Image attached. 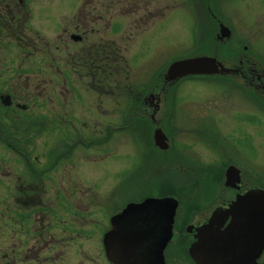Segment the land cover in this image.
I'll list each match as a JSON object with an SVG mask.
<instances>
[{"label": "rangeland", "instance_id": "374dc122", "mask_svg": "<svg viewBox=\"0 0 264 264\" xmlns=\"http://www.w3.org/2000/svg\"><path fill=\"white\" fill-rule=\"evenodd\" d=\"M101 1L103 0H35L31 28H18L16 43L22 47L26 38L32 54L27 60L11 63L14 66L8 74L14 82L23 73V69L28 66L34 68L35 60L40 55L43 56L44 75L38 74L35 77L32 74L30 91L39 97L32 100H35L32 107L36 108L30 113L32 119L35 117L37 120L34 121L39 124L46 116L44 132L48 135V142L63 140L61 134L68 133L65 131L67 128L85 135H96L97 144L111 139V143L106 146L75 148L69 161L62 163L56 178H49L47 181L48 193L45 197L49 208L53 210L57 203L63 202L70 209V212L62 213L65 218L75 221L85 218L108 219L107 213L109 216L114 213L111 201L120 203L119 197L113 195L114 188L118 192L130 187L132 190L151 184L154 180L159 193H169L179 198V218L181 212L190 210L197 214V222L207 219L213 209L222 205L230 196L217 185L221 174L218 168L222 165L218 164L229 158L217 160L215 152L220 143L226 145L229 141L233 142L232 133L239 138L234 137L236 148L229 147L231 153L241 161H247L253 155L246 141L251 138L256 145L255 157L249 158L244 166L257 167L259 175L263 172L258 178L261 181L255 183H264V91L246 81L240 82L225 76H213V79L207 80L198 77L175 85L163 81L167 68L179 55L195 52L220 56L221 48H236L233 56L222 53L223 58L233 59L235 54L238 59L254 63L256 71H260V67L264 68V0H214L222 17L213 15L218 20L211 19L208 24L205 17L206 14H212L208 9L213 4L204 0H110L111 3L107 6ZM98 10L103 11L101 14L104 18L99 19L103 22H94V18H99L96 15ZM195 17L201 29L200 38L194 37L197 32ZM85 18L90 22L87 41L73 44L64 41L73 31L75 21ZM220 21L231 30L232 40L228 38L221 42L214 41L212 35L217 28L214 22ZM194 27L196 29L193 34ZM92 28L94 32H91ZM202 31H205L204 37ZM199 39H203L202 45H199L202 43H198ZM92 41L98 44H93L90 46L91 51L81 55ZM212 43L216 44V48H211ZM56 46H60V49L56 50ZM66 46L69 48L66 49ZM109 54L114 61L112 71L109 65L99 66L96 62L98 57L107 59ZM234 64L240 71L236 75L242 78L260 75L252 73L253 65L246 66L248 70L243 75V66L237 61ZM92 65L98 66L97 71L99 70L94 78L91 74ZM8 68L5 66V69ZM235 71L236 69L230 68L226 75H232ZM3 73L2 70L1 74ZM153 73L159 75L157 85L165 91L160 117L161 124L168 123L167 130L172 137L169 146H173L171 154L174 156H166L168 152L163 151L170 147L161 149L155 146L158 151L153 150L156 153L153 157H147L145 153L140 157L139 146L147 148L151 143L149 139H145L149 138V133L140 129H123L118 124L123 118L124 105L117 101L130 90L135 91L136 86ZM13 86L19 85L16 83ZM147 86L150 85L138 88L137 94L144 92ZM178 89L181 91L179 95L182 102H178L180 107L174 111L173 98ZM76 91L79 96L73 95ZM70 113L78 117V120L69 121L77 128L65 127L67 122L62 120V116H69ZM247 116L259 121L249 122L245 119ZM126 119L128 121V115ZM110 121L114 123L113 129L116 130L104 131V126ZM102 127L103 131H100ZM205 130L217 138L207 136L212 142L211 146L205 136L200 139L196 135V132L201 134ZM111 132L113 133L110 135ZM227 135L228 140L223 139ZM51 148L49 146V150ZM52 154L58 156L59 152L56 150ZM8 173V170L0 167V219L8 218L7 210L11 203V176L9 178ZM143 189L145 188L140 189L139 196L136 193L135 196L145 194ZM129 193L132 196L134 194ZM108 202L110 203L107 205ZM52 217L55 216L50 213L44 216L48 219ZM96 245L98 243L91 241L88 249L94 250L92 248H96ZM69 251H66V256ZM73 257H76V263L82 258L76 252Z\"/></svg>", "mask_w": 264, "mask_h": 264}, {"label": "flooded vegetation", "instance_id": "af4514ba", "mask_svg": "<svg viewBox=\"0 0 264 264\" xmlns=\"http://www.w3.org/2000/svg\"><path fill=\"white\" fill-rule=\"evenodd\" d=\"M34 1L35 0H0V68L1 71H4L3 74H1L0 71V167L8 170L9 178L11 176L9 190L11 203L9 204L7 210L8 218L0 219V264H66L68 261L69 264H116L111 259V254L108 252L109 245L106 244L107 234L113 229L112 217L117 213H120L128 203V194L129 196L131 195L129 191L133 192V196L135 197L130 201H136L139 200L138 196L142 187L145 188L143 189V192L145 190L154 192L158 189L157 184H155V181L153 180L151 184H145V186H142L141 188L135 187L130 190L132 188L130 187L126 191L120 190L119 192L116 188H114L113 195L119 197L120 203L115 202L114 200L111 201L110 206L112 205L111 208L114 213H112L111 216L107 213L108 219L85 218L76 219L75 221V219L65 218V215H62V213H68L70 212V209L63 202L60 204L57 203L56 207L52 208L53 210L49 208L45 197L46 193H48V186L46 185L48 184L47 181L49 178H51V180L56 178V175L61 169L62 163L65 160L69 161L75 148L78 146L83 148H85V146L87 148L99 145L106 146L111 143V139H106L105 141L97 144L95 141L96 135H85L81 134V132L77 130L67 128L65 131L68 133L61 134L62 137H64L63 140L60 142L58 140L48 142V135L44 132L46 130V116L43 117L40 124L34 121L37 120L35 117L34 120L32 119L30 112L35 111L34 108H36V106L32 107L35 103V100H32L38 98L39 96L30 91V84L32 82V74H34L35 77L38 76V74H41V76L44 75L43 63L45 60L43 56L40 55L39 58L35 60L34 68L28 66L26 69H23V73L18 75V78L15 79L14 82L8 72L10 73V70L12 69L11 67L14 66L11 63L20 60H27V57L32 54L30 44L26 41V38L23 41L22 47L18 45L16 41L18 28L20 26H23L24 30L30 29L32 26L31 19L33 15L32 8ZM205 1L206 3L207 1L209 3L211 2V4L214 2V0ZM101 2L105 6L111 3L110 0H103ZM215 11L218 12L217 9H215ZM102 12V10H98L96 15L99 18H94V22H103V20H99L104 18L101 14ZM88 19L93 20L89 17ZM219 25L220 23H218V26ZM89 26L90 22H87L86 18L83 20H76L73 31L70 32L69 37L64 39V41L70 42L71 44L86 42L87 35L90 32V28H88ZM217 29L218 27L215 29V32ZM91 32H94L93 28ZM215 36L217 40L218 34L215 33ZM62 44L63 42L60 43V45ZM93 44L98 43L92 41L81 55L91 51L90 46ZM65 48L68 49L69 46H66ZM211 48H216V44L212 43ZM55 49L59 50L60 46H56ZM37 50L38 47L35 53ZM234 51H236V48L234 47L227 50L221 48L220 54L221 56H223L222 53H225L228 56H233ZM35 55H37V53ZM234 57L235 58L233 59H223L225 64H227L230 68L236 69V71L233 72L232 75L219 74L218 76L234 78L240 82L246 81L249 85L258 89L260 88L261 91H264V75H262V77L261 74L258 76L247 75L244 78L240 75H236L240 73V71L234 64L235 61L243 66V72H241L243 75H245L244 71L248 70L246 66L252 67L253 65L252 73L255 74L257 72L254 63L248 60L238 59L235 54ZM111 58L112 56L109 54L107 59H101L98 57L96 62L99 63V66L104 65L105 67L109 65L112 67L111 65L114 64V61ZM29 62L31 63V61ZM5 66H8L9 68L5 69ZM97 67L98 66L94 67L92 65L91 74L93 78L99 72V70L97 71ZM113 68L114 67L109 68L110 71H112ZM157 76L158 75L156 73H153L150 76L148 75L145 79L146 81H142L141 84L136 86L135 91L130 90V92H127L126 96H122L121 99L117 101L120 103L123 102L124 105L122 110L123 118L118 124L123 129H140V131L144 130L147 131L146 133H149V138L145 139H149L151 143H149L147 148L139 146V151L141 153L140 157L144 153L147 157H153L154 154H156L153 153V150L156 151L157 149L154 148L155 143L152 139L151 132L157 126L165 130L168 144H170V141L172 140L171 134L167 130L168 123L161 124L160 109L163 108V97L159 98L158 95H155L154 92H150V90H144L141 94H137L138 88L149 85L150 83L152 84L151 88H153L154 85H156ZM195 78L198 77L189 76L184 80L190 81ZM199 78H205L204 80L213 79V77L206 76ZM256 79H258L257 82ZM11 82H13V84L8 86ZM65 82L67 81L65 80ZM16 83L19 86L14 87L13 85H16ZM175 93L176 95L173 98V107L175 106L174 111L179 109V103L182 102V100L180 101L181 96L179 95L181 91L178 89ZM251 93L255 94L252 91ZM112 94H114V92ZM163 94L164 92H162V96ZM73 95L79 96L77 91L73 93ZM113 97H116V95ZM173 107H171L170 116ZM258 111L262 110L258 109ZM126 115H128V121L126 119ZM245 119L249 122L259 121L251 116H247ZM62 120L67 122L65 123V127L77 128L69 122L70 120H78V117L73 113H70L69 116H62ZM113 124L114 123L112 121L106 124L104 126V131L116 130L113 129ZM187 127L189 126L187 125ZM206 130L201 134L196 132V135L198 134L200 139L202 136H205L209 146H211L212 142L210 143L207 136H214L208 132L209 130L207 132ZM100 131H103V127ZM75 133H77V135ZM112 133L113 132H111L110 135ZM142 135H144V133H142ZM231 137L233 142L229 141L226 145L220 143L217 145L218 147L215 152L217 160L223 159L224 157L229 158V160L221 161L218 164V166L222 164V169L221 167L218 168L221 172L218 177V188L221 189L222 192H226L230 195L226 198L222 205H217L218 207L229 206L231 201H233L237 195H241L247 191L255 189L257 186L264 188V183H259V185L255 183L256 181H261L258 179L259 176L263 175L261 169L260 171L262 172V175H259L258 170H256L257 167L251 168L252 166L250 167L248 165V168L244 166V163H246L249 158L255 157L256 145L253 144L251 138L246 141L247 146L253 155L249 156L248 160H244L243 162L236 155L231 153V148L229 146L234 148L237 147L234 145V142H236L234 137L238 136L232 133ZM228 138L229 136L227 135L223 139L228 140ZM144 144L147 145V142L144 141ZM49 146L52 147L50 150ZM168 147L170 148L163 150L168 152L166 156H174V154H171L173 152V146L171 148V146L168 145ZM56 150L59 152L58 156L56 154H52ZM231 165H235V167L239 170L237 175L238 180L236 176H234L236 180H227L226 178V169ZM135 193L138 196H135ZM59 194L61 193L59 192ZM109 203L110 202H108L107 205ZM218 207H215L212 213ZM178 211L179 209L177 210L175 223L173 225V235L164 249L165 264H208L207 260H205L206 262L196 260L190 249L198 240V228L209 222V218L212 213L207 219L205 218L197 222V220H195V216L197 214L193 211L190 212V210H184L181 212L180 218ZM49 213L51 216L55 217H52V219L44 218V216L46 217ZM230 222V218L225 220L221 229L224 230ZM91 241L98 243L96 248H92L94 250L88 249V244ZM67 250L70 251L66 256ZM149 250H151V246L149 247ZM141 251L143 254V247L141 248ZM75 252L78 256L81 255L82 257L78 263L74 260L76 257H73ZM147 252L153 254V251ZM237 254L240 256L243 255V253L239 252H237ZM251 255L252 254L249 256ZM65 256L69 258V260H67V258L65 259ZM151 257L155 258L153 255ZM253 257L254 262L264 264V250L258 253V255L257 252L255 253L254 251ZM177 261L180 263H177ZM136 264H143V260L137 259Z\"/></svg>", "mask_w": 264, "mask_h": 264}, {"label": "water", "instance_id": "95a60500", "mask_svg": "<svg viewBox=\"0 0 264 264\" xmlns=\"http://www.w3.org/2000/svg\"><path fill=\"white\" fill-rule=\"evenodd\" d=\"M229 34V29L223 26L221 37ZM229 71L215 57L196 55L170 64L165 80ZM155 139L161 148H167L166 137L160 129L156 130ZM237 175L238 170L231 167L227 179L236 180ZM178 204L172 196L149 197L128 204L123 213L113 217V229L106 237L111 259L116 264H136L137 259L143 260V264H165L163 252L173 234ZM229 218L231 222L221 229ZM198 230V240L190 249L196 260H207L208 264H258L253 261V252L258 255L264 247V191L238 195L227 209H216L209 222Z\"/></svg>", "mask_w": 264, "mask_h": 264}, {"label": "trees", "instance_id": "16d2710c", "mask_svg": "<svg viewBox=\"0 0 264 264\" xmlns=\"http://www.w3.org/2000/svg\"><path fill=\"white\" fill-rule=\"evenodd\" d=\"M155 193H157V192H155Z\"/></svg>", "mask_w": 264, "mask_h": 264}]
</instances>
